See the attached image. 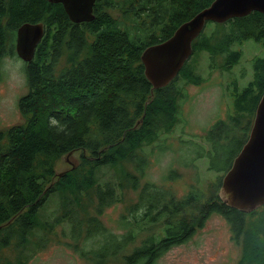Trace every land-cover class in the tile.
<instances>
[{"label":"trees","instance_id":"obj_1","mask_svg":"<svg viewBox=\"0 0 264 264\" xmlns=\"http://www.w3.org/2000/svg\"><path fill=\"white\" fill-rule=\"evenodd\" d=\"M214 1L98 0L95 19L74 24L62 4L0 0V71L4 57L19 58L17 30L25 23L45 25L33 61L24 63L29 93L19 108L28 120L7 133L0 130V252L14 245L16 264H25L30 237L40 226L38 210L50 196L91 191L97 216L74 213L69 204L72 198L66 197L68 211L58 219L59 225H70L68 247L89 264H157L168 250L186 243L198 227L203 228L212 214L224 217L233 239L242 243L240 264H264V217L256 216L264 206L252 213L229 207L219 196L223 178L217 186L213 184V190L193 189L181 199L145 183L137 200L127 205L119 228L109 229L101 221L108 208L132 200L125 193L126 181L138 190L145 170L139 174L136 165L148 166L146 147L157 143L161 133L172 131L179 107V89L173 84L202 79L186 63L178 79L154 90L145 75L144 51L169 39ZM189 4L193 6L190 14L184 9ZM118 9L121 15L115 19L111 11ZM212 35L219 42H207L201 35L193 42L194 51L208 50L211 59L221 57L231 70L242 57L241 50L231 51L233 44L254 41L264 48V15L253 12L231 20ZM64 59L65 67L58 72ZM253 69L254 80L243 90L234 84L237 110L229 123L220 120L207 132L211 150H203L200 156L209 157L210 170L219 155H227L231 163L226 174L249 138L264 95V57L254 60ZM54 96L67 97L66 110L50 99ZM78 152L79 163L61 176L52 167L55 161ZM126 164L143 179L127 173ZM105 167H121L124 176L114 178L117 173L113 172V179L98 183L96 172Z\"/></svg>","mask_w":264,"mask_h":264},{"label":"rangeland","instance_id":"obj_2","mask_svg":"<svg viewBox=\"0 0 264 264\" xmlns=\"http://www.w3.org/2000/svg\"><path fill=\"white\" fill-rule=\"evenodd\" d=\"M184 9L190 14L193 6L189 4ZM120 15L119 9L111 11V16L115 19ZM226 26L227 23H208L201 35L207 42H219L212 33L214 30H223ZM235 50H241L242 57L231 70L226 69L221 57L211 59L208 50L194 51V55L187 63L199 77H202L200 80L202 83L199 81L200 83L187 84L184 80H180L173 84L174 89L181 90H177L179 107L176 123L169 134L161 133L157 143L146 147L144 155L148 157V166L136 165L139 174L145 170L144 179L143 176H140L141 178L138 176L132 165L126 164L127 173L143 180L140 181L137 191H134L126 181L125 193L132 200L125 199V202L113 205L104 211L101 221L109 229L119 228L121 217L127 214V205L137 200L136 196L145 183L149 182L167 192L171 191L181 199L193 189L204 192L213 190V184H218L223 178L224 171L231 163L227 155H219L217 158L221 157L220 160L216 158V164H213L214 170H210L209 157L200 156L203 150H211L207 132L220 120L227 122L231 115L235 114L237 109L233 99V91L236 88L234 84L238 83L239 90H243L254 80V60L264 57V48L254 41H248L241 46L233 44L231 51ZM65 62L66 59L63 60V65L57 66L58 72L65 67ZM24 68V62L15 56L4 57L1 61L0 130L5 133L10 127L25 125L28 120V116H24L19 108L20 100L29 93ZM50 99L57 102L59 109H67V97L54 96ZM69 112L73 110L70 109ZM237 134L240 133L237 132ZM232 146L237 147L235 144ZM79 158L80 152L67 155L60 161H55L52 167L54 166L55 171L61 176L63 172L76 166ZM120 171L121 167L99 169L96 172L98 183L113 179V172L117 173L114 178L123 177L125 172ZM174 172L177 176L173 175ZM66 197L72 198L69 204L72 205L74 213L82 217L97 216L96 199L91 191L53 194L38 210L40 226L30 237L27 251L24 253L25 264H89L67 245L68 242H72L70 225L58 224V219L68 211L65 205ZM256 216L264 217V209H260ZM86 226L84 223L85 228ZM79 241L82 248L84 238L81 237ZM139 245L140 241L136 246ZM242 254V243L233 239L231 227L226 219L221 215L212 214L203 228L198 227L186 243L168 250L157 264H240ZM17 255L18 251L14 245L3 248L0 252V264H16Z\"/></svg>","mask_w":264,"mask_h":264},{"label":"water","instance_id":"obj_3","mask_svg":"<svg viewBox=\"0 0 264 264\" xmlns=\"http://www.w3.org/2000/svg\"><path fill=\"white\" fill-rule=\"evenodd\" d=\"M47 1L62 4L74 24L89 23L95 19L97 0ZM253 12L264 15V0H215L210 7L182 24L169 39L146 49L141 59L146 78L153 89L168 87L180 75L194 53L193 42L200 37L208 23L225 24ZM199 15L201 18L191 35L183 34L176 39L182 27ZM44 36L43 23H25L17 30L16 52L24 63L33 61ZM169 45L179 50L170 51ZM219 196L229 207L245 213H252L264 206V95L257 107L249 138L223 177Z\"/></svg>","mask_w":264,"mask_h":264},{"label":"bare ground","instance_id":"obj_4","mask_svg":"<svg viewBox=\"0 0 264 264\" xmlns=\"http://www.w3.org/2000/svg\"><path fill=\"white\" fill-rule=\"evenodd\" d=\"M200 18H201V15L195 17L189 24L182 27V29L177 34L176 39H178L179 37H182L183 34L190 36L191 35L190 33L194 30V27L197 28L196 23L199 22ZM180 42H181V40H180ZM169 49H170V51H173V52H175L176 50H179L178 48H176V50H175L171 45H169ZM153 84H156V82H154ZM158 90H160V89H158Z\"/></svg>","mask_w":264,"mask_h":264},{"label":"flooded vegetation","instance_id":"obj_5","mask_svg":"<svg viewBox=\"0 0 264 264\" xmlns=\"http://www.w3.org/2000/svg\"><path fill=\"white\" fill-rule=\"evenodd\" d=\"M98 1V0H97Z\"/></svg>","mask_w":264,"mask_h":264}]
</instances>
